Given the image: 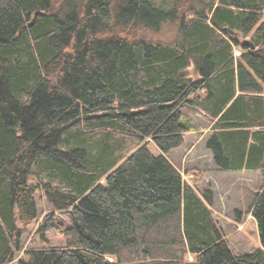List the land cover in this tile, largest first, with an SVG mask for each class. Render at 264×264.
I'll list each match as a JSON object with an SVG mask.
<instances>
[{
  "label": "trees",
  "instance_id": "16d2710c",
  "mask_svg": "<svg viewBox=\"0 0 264 264\" xmlns=\"http://www.w3.org/2000/svg\"><path fill=\"white\" fill-rule=\"evenodd\" d=\"M164 23L170 47L140 35ZM200 104L218 168L262 175L254 251L233 252L167 157ZM36 195L38 232L64 243L16 264H264V0H0V264Z\"/></svg>",
  "mask_w": 264,
  "mask_h": 264
},
{
  "label": "rangeland",
  "instance_id": "374dc122",
  "mask_svg": "<svg viewBox=\"0 0 264 264\" xmlns=\"http://www.w3.org/2000/svg\"><path fill=\"white\" fill-rule=\"evenodd\" d=\"M175 24L164 23L158 30H145L140 35L154 43L170 47L176 40ZM236 47L234 55H239ZM185 76L194 80L199 77L193 62L184 70ZM201 97L206 91L200 92ZM182 121L187 126L183 143L170 150L169 160L179 169L186 184L199 196L207 192L211 198L208 204L216 226L224 234L234 253L251 252L261 247L257 225L250 213L248 205L253 200L262 182V175L251 170H221L215 164L206 142L214 130V122L203 109V104L196 107L183 108ZM150 149L157 154L159 151L150 143ZM204 198V197H203ZM39 217L22 230L19 242L15 247L14 259L10 264L26 257V252L40 247L61 246L64 243L60 233L38 232V225L43 216L51 211V204L43 195H36ZM68 224V223H66ZM20 225V223H19ZM264 249V248H263ZM191 254L186 255L192 260ZM113 260L112 257H108Z\"/></svg>",
  "mask_w": 264,
  "mask_h": 264
}]
</instances>
